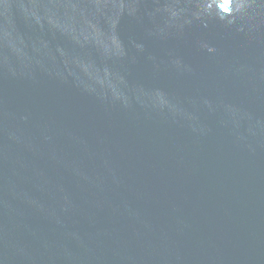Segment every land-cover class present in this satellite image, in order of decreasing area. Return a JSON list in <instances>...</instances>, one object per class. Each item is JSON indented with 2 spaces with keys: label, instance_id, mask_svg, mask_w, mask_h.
<instances>
[{
  "label": "water",
  "instance_id": "1",
  "mask_svg": "<svg viewBox=\"0 0 264 264\" xmlns=\"http://www.w3.org/2000/svg\"><path fill=\"white\" fill-rule=\"evenodd\" d=\"M0 264H264V0H0Z\"/></svg>",
  "mask_w": 264,
  "mask_h": 264
}]
</instances>
